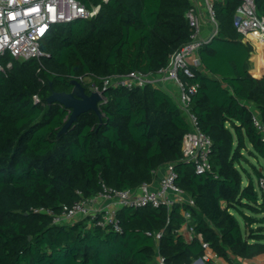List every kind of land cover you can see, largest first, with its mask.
I'll use <instances>...</instances> for the list:
<instances>
[{
  "label": "trees",
  "instance_id": "trees-1",
  "mask_svg": "<svg viewBox=\"0 0 264 264\" xmlns=\"http://www.w3.org/2000/svg\"><path fill=\"white\" fill-rule=\"evenodd\" d=\"M77 1L102 7L91 20L53 26L41 59L13 61L0 72V264H156L157 252L167 264H191L204 254L198 235L230 262L264 254V166L255 169V181L242 165L249 162L244 152L264 161V136L250 109L253 104L264 122V76L249 72L253 47L234 27L240 0H213L217 34L199 49L193 76L180 73L197 86L190 112L213 144L205 174L182 160L190 125L175 99L153 85L106 89L102 117L84 113L58 136L71 112L49 105L52 93H70L71 81L87 76L99 82L157 73L192 34L190 0ZM255 4L264 16V0ZM167 164L174 165L176 186L196 202L183 205L197 234L190 243L178 234L179 205L121 208V232L86 221L53 224L51 216L34 212L60 214L63 205L104 188L152 183Z\"/></svg>",
  "mask_w": 264,
  "mask_h": 264
},
{
  "label": "built area",
  "instance_id": "built-area-1",
  "mask_svg": "<svg viewBox=\"0 0 264 264\" xmlns=\"http://www.w3.org/2000/svg\"><path fill=\"white\" fill-rule=\"evenodd\" d=\"M107 2L109 0H102ZM98 4L91 8L85 7L77 0H0V72H6L13 67V61H28L41 59L44 53L41 44L53 26L70 24L78 20H91L101 10ZM209 21L215 27L213 35L208 39L200 37L201 17L195 7L187 12L186 18L191 28L190 40L177 49L169 58L167 65L157 73L144 74L132 72L126 76L104 77L97 82L92 76L80 78L85 89L91 93H100L108 88L125 87L129 89L144 88L157 81L171 80L178 89V106L186 117L190 130L184 135L182 142V160L194 164L198 174L211 171L210 154L212 140L198 125L197 118L190 112L192 95L197 92L196 85H187L180 79V73L192 77V68L200 67L198 51L204 43L209 42L217 34L218 22L211 0H206ZM234 27L243 36L246 44L264 43V16L257 12L255 0H240L234 18ZM10 58L8 61L6 58ZM34 102H39L37 96ZM107 102L104 96L101 106ZM253 112V111H252ZM254 127L264 136V122L260 114L253 112ZM166 173L157 182L144 183L135 189L103 191L90 197H81L72 205H63L60 214L50 209H35V213H44L53 218V224H67L86 221L89 225L101 228L111 227L121 232L117 211L124 207L142 208L166 207L172 209L175 205L182 206L183 223L178 230L186 242H192L197 236L190 210L183 209V205L196 207L193 198L176 186L177 173L173 164H167ZM156 176V175H155ZM259 187L264 192V176L259 180ZM78 194L81 195L80 192ZM162 233L156 234L157 241ZM201 239L204 254L193 260L191 264H216L214 259L219 256L214 253L209 244ZM156 264H167L166 258L157 252Z\"/></svg>",
  "mask_w": 264,
  "mask_h": 264
},
{
  "label": "crops",
  "instance_id": "crops-1",
  "mask_svg": "<svg viewBox=\"0 0 264 264\" xmlns=\"http://www.w3.org/2000/svg\"><path fill=\"white\" fill-rule=\"evenodd\" d=\"M190 1L192 3V6L196 8V10L198 11L201 17L200 37L202 39L210 38L215 31V27L209 21V15L206 7V0H190ZM211 1L213 2V0ZM252 47H253V51L251 52L249 58L250 60L249 72L255 77L256 76L263 77L264 76V43L256 42ZM154 86L169 93L177 102L178 89L174 81L171 80L157 81L154 84ZM250 109L251 111L260 114L259 110L253 104L250 105ZM165 173H166V167L163 166L156 172L155 181L157 182L162 176H164ZM231 259L232 262H230L228 259L218 257L217 259H214V262L216 264H264V254L254 257L252 259H241V258H236L234 256L231 257Z\"/></svg>",
  "mask_w": 264,
  "mask_h": 264
},
{
  "label": "water",
  "instance_id": "water-1",
  "mask_svg": "<svg viewBox=\"0 0 264 264\" xmlns=\"http://www.w3.org/2000/svg\"><path fill=\"white\" fill-rule=\"evenodd\" d=\"M71 85L73 88L70 93L54 92L47 98L49 105L59 103L71 112L68 121L59 131L58 136L66 134L71 125L84 113L94 112L99 117L103 116L99 106L104 98L102 94L97 92L88 94L84 85L78 80H72Z\"/></svg>",
  "mask_w": 264,
  "mask_h": 264
},
{
  "label": "rangeland",
  "instance_id": "rangeland-1",
  "mask_svg": "<svg viewBox=\"0 0 264 264\" xmlns=\"http://www.w3.org/2000/svg\"><path fill=\"white\" fill-rule=\"evenodd\" d=\"M244 155L248 157L249 162L244 161L242 165L250 172L254 180L257 181L255 177V169L259 171L263 170L262 166H264V161L261 158L256 159L254 157H250L247 152H244Z\"/></svg>",
  "mask_w": 264,
  "mask_h": 264
}]
</instances>
